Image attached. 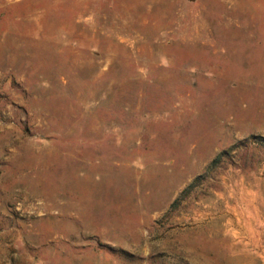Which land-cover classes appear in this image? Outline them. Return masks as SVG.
<instances>
[{
	"label": "rangeland",
	"instance_id": "obj_1",
	"mask_svg": "<svg viewBox=\"0 0 264 264\" xmlns=\"http://www.w3.org/2000/svg\"><path fill=\"white\" fill-rule=\"evenodd\" d=\"M262 192L264 0H0V264H264Z\"/></svg>",
	"mask_w": 264,
	"mask_h": 264
},
{
	"label": "bare ground",
	"instance_id": "obj_2",
	"mask_svg": "<svg viewBox=\"0 0 264 264\" xmlns=\"http://www.w3.org/2000/svg\"><path fill=\"white\" fill-rule=\"evenodd\" d=\"M262 204H261V208L259 210V216H258V219H259V225H262L264 224V222L262 221V217L264 216V195H263V192H262ZM247 222V221H246ZM228 223L231 225V226H235L236 228L233 230V232H229L232 237H233V240L230 242L231 244V250H232V262H255L252 254L250 253V247L253 246L255 247L256 249H258L259 246H262V245H258V242H255V241H248V242H245V240H249L248 237H247V232H245V228L246 230H248V233H249V230L251 231L249 225L248 227H244L242 226V224L240 223H234L233 220H229ZM243 223V222H242ZM245 223V222H244ZM253 229V228H252ZM253 231V230H252ZM255 231V229H254ZM261 236V235H260ZM261 241V240H259ZM262 251V250H261ZM256 253V251H255ZM263 253V252H262ZM261 256V255H260ZM263 257V256H262ZM261 257V258H262ZM259 259V258H258ZM257 260V259H256ZM252 264V263H251Z\"/></svg>",
	"mask_w": 264,
	"mask_h": 264
}]
</instances>
